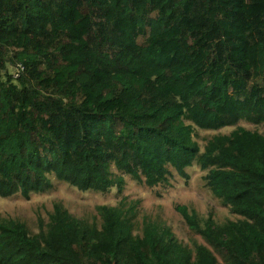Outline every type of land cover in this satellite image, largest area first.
Returning <instances> with one entry per match:
<instances>
[{
  "label": "trees",
  "instance_id": "1",
  "mask_svg": "<svg viewBox=\"0 0 264 264\" xmlns=\"http://www.w3.org/2000/svg\"><path fill=\"white\" fill-rule=\"evenodd\" d=\"M241 121L264 124V0H0V196L121 195L34 227L0 213V264H264V131ZM194 163L236 217L178 206L186 244L122 194Z\"/></svg>",
  "mask_w": 264,
  "mask_h": 264
},
{
  "label": "rangeland",
  "instance_id": "2",
  "mask_svg": "<svg viewBox=\"0 0 264 264\" xmlns=\"http://www.w3.org/2000/svg\"><path fill=\"white\" fill-rule=\"evenodd\" d=\"M14 66H10V71ZM249 128H258L264 131V124L255 126L245 121L240 122ZM232 126L223 128L221 132H229ZM217 130H204L198 128L197 140L201 146ZM189 179L175 173L171 177L169 185L150 188L143 183H138L126 175V188L122 195L142 200V214H149L155 218L165 221L173 230L175 235L184 243L191 244L193 241L203 242V239L194 234L189 228L178 206H188L195 209L200 216H208L210 212L218 221L227 218H235L230 210L223 206L219 199L206 185L202 170L196 163L187 168ZM55 187L47 193L33 194L30 199H25L20 193L12 197L0 196V213L5 216L20 217L35 226L38 216H46L53 209L55 202H61L74 215L78 217L92 218L96 214V207L101 204L115 205L121 195L118 189L112 188L109 192L94 190H80L74 185L59 179H54Z\"/></svg>",
  "mask_w": 264,
  "mask_h": 264
}]
</instances>
